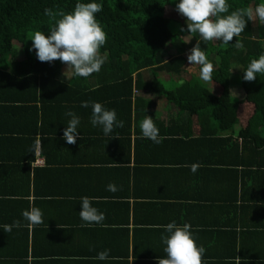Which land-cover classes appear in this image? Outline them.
<instances>
[{"label":"crops","instance_id":"1","mask_svg":"<svg viewBox=\"0 0 264 264\" xmlns=\"http://www.w3.org/2000/svg\"><path fill=\"white\" fill-rule=\"evenodd\" d=\"M15 48L20 62L25 50ZM163 55L177 56L173 47ZM66 69L51 86L0 82V264H157L166 255L164 226L173 220L190 223L206 249L203 264H264L263 158L243 146L240 124L202 133L196 117L158 93L133 86L128 96L109 77H73ZM192 75L155 77L172 90ZM230 93L245 95L236 83ZM84 101L115 109L124 126L104 135L90 124ZM69 109L81 120L75 144L62 138ZM146 116L159 129V144L142 137ZM109 183L118 190L108 191ZM83 196L104 213L101 224L80 219ZM30 206L42 210L43 223L24 220ZM16 220L22 227L3 231ZM105 249L109 259H95Z\"/></svg>","mask_w":264,"mask_h":264},{"label":"trees","instance_id":"2","mask_svg":"<svg viewBox=\"0 0 264 264\" xmlns=\"http://www.w3.org/2000/svg\"><path fill=\"white\" fill-rule=\"evenodd\" d=\"M76 2L0 0V82H33L34 88L58 83L57 80L62 77L61 68L67 65L60 60L40 62L35 50L29 52L26 45H31L29 38L35 31L42 30L47 35L55 20L59 19V13L72 11ZM98 2L102 3V11L95 15L106 33V42L100 53L107 55V60L98 73L89 77L110 78L118 88L128 92V96L133 86L137 88L136 91L158 93L180 112L187 113L188 117H196L202 133L206 127L213 134V131L218 132L216 126L227 130L234 123L240 124L239 135L245 141L243 146L249 145L258 152L263 158L258 167H264V74H258L253 81H244L242 70H238V67L246 68L251 59L264 53V24L258 20L247 23L239 37L243 43L242 49L235 46L236 36L227 45L215 40L208 42L205 53L213 63L214 71L212 80L206 86L194 75L199 74V66H188L184 54L196 43L198 34L188 33L185 24L176 33L169 28L176 12L173 0ZM259 2L264 0H228L230 11L255 7ZM46 8L54 15H45ZM182 28L185 30L182 31ZM184 35L189 36L187 41L190 42L184 40ZM15 46H22L26 53L20 62L13 59ZM171 47L175 48L177 56L167 59L163 54ZM238 71L237 82L231 81ZM145 73L152 74L153 78L145 80ZM158 73L193 74V77L183 80L172 90H166L156 81ZM233 83L242 86L245 93L243 98L231 95L230 84ZM43 94L38 87L35 98L41 101Z\"/></svg>","mask_w":264,"mask_h":264},{"label":"clouds","instance_id":"3","mask_svg":"<svg viewBox=\"0 0 264 264\" xmlns=\"http://www.w3.org/2000/svg\"><path fill=\"white\" fill-rule=\"evenodd\" d=\"M173 3L175 10L186 18V31L199 36L190 49L187 60L190 66H199V79L205 82L212 80L214 67L208 60L205 49L201 47V42L208 44L215 40L227 45L236 36L238 39L235 46L242 49L243 43L239 37L247 23L258 20L264 24V2L257 3L255 7L237 8L232 11L229 10L228 0H173ZM101 11L102 3L98 0H77L72 11L59 13V19H56L54 25L49 28L47 35L42 30L31 34L29 39L32 44L29 50H35L40 62L60 60L67 65V69H72L73 77L87 78L93 73H98L107 60V55L100 53L106 42V33L95 15ZM44 14L54 15L47 8L44 9ZM239 69L243 72L244 81L255 80L258 74H264V53L258 58L251 59L246 68ZM65 78L68 80L67 76ZM81 107H91L90 124L93 127H100L106 136L110 135L114 128L124 126V122L117 119L115 109L107 108L100 102L90 104L84 101ZM65 115L70 119L63 130L62 138L67 144H75L81 133L78 130L80 117L71 109L66 111ZM139 127L143 138L150 139L156 144L160 143L159 129L151 116H146ZM197 167L198 165H193L192 171L195 172ZM107 190L116 192L118 189L114 183H109ZM80 208V219L88 225L101 224L105 219L104 213L93 206L92 198L88 196L81 197ZM22 217L32 226L43 223V212L36 206L24 210ZM13 227L20 228L22 224L16 220L11 225H5L3 231L10 232ZM164 231L166 235H161V242L165 245L166 255L159 257L157 264H203L202 256L206 249L197 243L190 223L178 224L173 220L164 226ZM95 259L100 261L109 259V250L98 252Z\"/></svg>","mask_w":264,"mask_h":264},{"label":"rangeland","instance_id":"4","mask_svg":"<svg viewBox=\"0 0 264 264\" xmlns=\"http://www.w3.org/2000/svg\"><path fill=\"white\" fill-rule=\"evenodd\" d=\"M182 24L186 25V18L179 14L177 11L174 13L173 18L170 20L169 28L173 33H176L182 26ZM47 33V32H46ZM189 39L188 35H184V40L187 41ZM30 44V43H29ZM32 44V43H31ZM208 45L204 42H201V47L207 50ZM188 70V69H187ZM239 70V68H238ZM237 78L239 79V71L238 73L232 78L231 81L237 82ZM239 96V95H238Z\"/></svg>","mask_w":264,"mask_h":264}]
</instances>
